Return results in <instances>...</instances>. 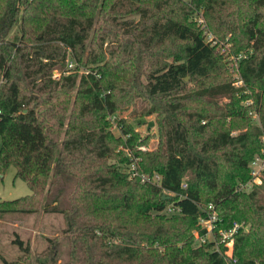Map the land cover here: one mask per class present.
I'll list each match as a JSON object with an SVG mask.
<instances>
[{"label": "trees", "instance_id": "obj_1", "mask_svg": "<svg viewBox=\"0 0 264 264\" xmlns=\"http://www.w3.org/2000/svg\"><path fill=\"white\" fill-rule=\"evenodd\" d=\"M221 41L241 54V85ZM187 76L201 80L200 108L188 107ZM139 90L158 114L153 148L117 113ZM0 138V176L14 165L31 188L0 213L64 216L35 264H228L197 240L210 203L218 227L245 225L238 264H264V170L240 188L264 155V0H5ZM14 242L22 255L3 264H31L30 243Z\"/></svg>", "mask_w": 264, "mask_h": 264}, {"label": "rangeland", "instance_id": "obj_2", "mask_svg": "<svg viewBox=\"0 0 264 264\" xmlns=\"http://www.w3.org/2000/svg\"><path fill=\"white\" fill-rule=\"evenodd\" d=\"M5 0H0V14L4 8ZM203 18L199 22H202ZM9 37L11 39L19 40L20 31L18 27H14L12 33ZM208 37H211V34H208ZM221 41L219 48L224 54L223 62L228 68L227 77L235 80L237 85H241L242 80L240 79V58L241 54H237L231 50V42L225 44ZM30 44H34L30 42ZM224 45L227 48H222L221 45ZM70 59V58H69ZM68 59V60H69ZM75 64L68 65L73 67ZM79 72H84L87 67L80 66ZM58 72V71H56ZM55 72V73H56ZM142 80H145V76H140ZM187 83V92L194 94L195 90L199 89L201 80H191L189 76L186 77ZM208 82V80H207ZM136 95L134 100L127 105L126 108L118 111L117 113L126 119V121H132L135 124V129L138 133L143 136H149V141L147 144H144L146 148H153L158 144L159 140V129L157 125V116L156 112L148 113L150 108L153 105L152 99L144 91L135 92ZM205 104L204 98L193 95L191 99L188 100L189 108H200ZM258 113L256 111H250L249 116L250 120L256 122L258 120ZM151 121L154 123L151 125ZM242 121H237V126L241 125ZM113 132L119 133L117 123L114 121L111 125ZM240 127L233 129V132H239ZM0 147H1V138H0ZM145 148V149H146ZM264 152V151H263ZM264 157L263 154H260ZM258 171V166L254 167ZM262 173L260 178L262 180ZM185 178H190V174H186ZM254 180V177L253 179ZM260 180V179H258ZM262 182V181H261ZM256 183V184H261ZM31 192V188L28 183L16 175V167L14 165L10 166L6 173L0 176V200L1 199H14L22 195H26ZM65 226L64 216L59 212L45 211L39 209L36 212H3L0 213V264H3L2 256L7 258L10 261L17 260L18 257L22 255V251L19 246L14 242L17 238V235L20 236L25 242H29L31 245V264H35L36 254L42 252L49 246L48 238H56L57 235L61 234L62 229ZM247 228L249 224L246 225ZM66 246L63 245L62 248V260L65 258ZM60 264V263H59Z\"/></svg>", "mask_w": 264, "mask_h": 264}, {"label": "built area", "instance_id": "obj_3", "mask_svg": "<svg viewBox=\"0 0 264 264\" xmlns=\"http://www.w3.org/2000/svg\"><path fill=\"white\" fill-rule=\"evenodd\" d=\"M71 62L70 64H72ZM56 72V71H55ZM58 75V72L55 73ZM140 148L145 149V145H140ZM255 166H258V171L255 170ZM135 163H132L130 170L135 173ZM254 180H250L245 184H241V189H250L253 184L260 183L262 180L260 178L261 172L264 170V157L257 155L252 161ZM149 176L143 175V178L146 179ZM260 179V180H258ZM184 186L189 185V178H185L183 183ZM210 212L207 216H202L200 218V223L202 228L205 229V232L195 231L197 240L200 244H205L212 242L213 248L215 251H218L227 259L228 264H238V259L235 254L237 245H238V233L245 226L243 222L235 221L230 227H218L220 220L219 213L213 203L209 204ZM168 212H174L179 210L174 205H170L166 208Z\"/></svg>", "mask_w": 264, "mask_h": 264}, {"label": "water", "instance_id": "obj_4", "mask_svg": "<svg viewBox=\"0 0 264 264\" xmlns=\"http://www.w3.org/2000/svg\"><path fill=\"white\" fill-rule=\"evenodd\" d=\"M154 122L153 121H151V125L153 124Z\"/></svg>", "mask_w": 264, "mask_h": 264}]
</instances>
